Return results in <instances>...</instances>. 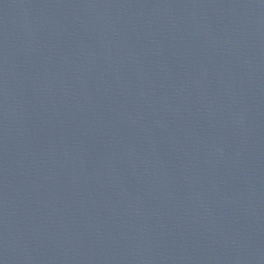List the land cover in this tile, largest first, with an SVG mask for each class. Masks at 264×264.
<instances>
[{
  "label": "water",
  "instance_id": "1",
  "mask_svg": "<svg viewBox=\"0 0 264 264\" xmlns=\"http://www.w3.org/2000/svg\"><path fill=\"white\" fill-rule=\"evenodd\" d=\"M0 264H264V0H0Z\"/></svg>",
  "mask_w": 264,
  "mask_h": 264
}]
</instances>
